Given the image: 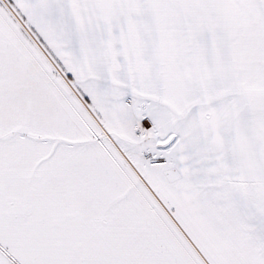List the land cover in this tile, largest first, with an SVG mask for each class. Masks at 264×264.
I'll return each instance as SVG.
<instances>
[{
  "label": "snow or ice",
  "instance_id": "snow-or-ice-1",
  "mask_svg": "<svg viewBox=\"0 0 264 264\" xmlns=\"http://www.w3.org/2000/svg\"><path fill=\"white\" fill-rule=\"evenodd\" d=\"M0 264H264V0H0Z\"/></svg>",
  "mask_w": 264,
  "mask_h": 264
}]
</instances>
